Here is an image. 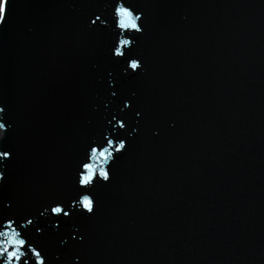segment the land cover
Here are the masks:
<instances>
[{"label":"water","instance_id":"obj_1","mask_svg":"<svg viewBox=\"0 0 264 264\" xmlns=\"http://www.w3.org/2000/svg\"><path fill=\"white\" fill-rule=\"evenodd\" d=\"M114 2L12 0L0 216L36 225L68 205L89 145L122 118L127 151L96 185L95 215L45 213L33 243L63 264H264V0H127L142 14L138 74L112 55ZM77 229L82 244L59 246Z\"/></svg>","mask_w":264,"mask_h":264},{"label":"snow or ice","instance_id":"obj_2","mask_svg":"<svg viewBox=\"0 0 264 264\" xmlns=\"http://www.w3.org/2000/svg\"><path fill=\"white\" fill-rule=\"evenodd\" d=\"M12 0H0V27L7 23V16L11 8ZM113 16L115 27L119 30L120 35L124 36L119 39L113 46V57L123 58L126 64V70H130L131 74H138L142 71L143 63L139 57L133 58L130 55V49L133 46V38L131 34L142 33V14L138 13L131 5L127 4V0H115L113 4ZM100 19L97 15L91 21L96 24ZM126 52L128 54L126 55ZM115 96L116 92L113 91ZM125 108L131 107L127 102ZM5 109L0 107V113ZM141 114L137 112V116ZM111 129L107 134H102L101 141L93 142L89 145L85 153L84 159L79 163L77 170V191L73 200L65 205L63 202H54L52 205L39 211L36 217V225L32 218H25L24 223H20L12 217L0 216V264H52L55 260L56 264H63L59 255L49 254L44 247L35 245L28 236V226L35 227L37 232L43 231L39 226L40 218L48 213L51 217L62 219L71 217L76 212L87 215H95L97 200L95 197V187L101 181L110 182L111 165L118 158V154L122 155L127 151L126 138L119 135V131L126 127V121L122 118L112 117L109 120ZM0 130L7 131V125L0 121ZM14 156L10 149L0 148V164L9 162ZM7 179L6 173L0 170V185ZM11 207V205H7ZM48 227L59 229L60 224L55 222ZM79 236V239H77ZM84 236L79 234V230L75 234L69 233L67 238L61 237L58 241L59 246L67 247L69 242L83 243ZM72 264H79V259L74 258Z\"/></svg>","mask_w":264,"mask_h":264}]
</instances>
